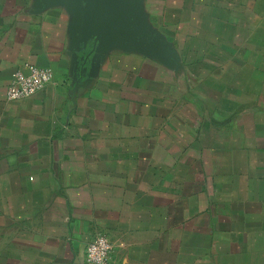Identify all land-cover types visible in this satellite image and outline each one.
Here are the masks:
<instances>
[{"label": "crops", "instance_id": "crops-1", "mask_svg": "<svg viewBox=\"0 0 264 264\" xmlns=\"http://www.w3.org/2000/svg\"><path fill=\"white\" fill-rule=\"evenodd\" d=\"M161 48L76 50L78 5L0 0V264H264V0H138ZM26 65L53 80L7 87Z\"/></svg>", "mask_w": 264, "mask_h": 264}, {"label": "water", "instance_id": "water-1", "mask_svg": "<svg viewBox=\"0 0 264 264\" xmlns=\"http://www.w3.org/2000/svg\"><path fill=\"white\" fill-rule=\"evenodd\" d=\"M43 4L68 2L78 5L74 36L76 50L85 49L91 42L94 51L111 43L126 47H162L151 31L138 0H41Z\"/></svg>", "mask_w": 264, "mask_h": 264}, {"label": "built area", "instance_id": "built-area-1", "mask_svg": "<svg viewBox=\"0 0 264 264\" xmlns=\"http://www.w3.org/2000/svg\"><path fill=\"white\" fill-rule=\"evenodd\" d=\"M53 80V73L45 68L26 65L24 71L14 73L7 87V99L17 101L30 98ZM111 245L104 235L90 241L84 250L87 264H109Z\"/></svg>", "mask_w": 264, "mask_h": 264}]
</instances>
